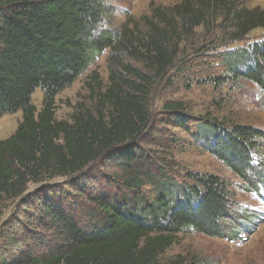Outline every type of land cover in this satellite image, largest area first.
Instances as JSON below:
<instances>
[{
	"label": "trees",
	"instance_id": "16d2710c",
	"mask_svg": "<svg viewBox=\"0 0 264 264\" xmlns=\"http://www.w3.org/2000/svg\"><path fill=\"white\" fill-rule=\"evenodd\" d=\"M113 14L106 0H0V118L22 112L0 140V264H217L164 257L184 232L228 238L237 203L223 176L176 169L180 138L153 137L149 96L155 78L182 71L184 47L201 31L222 49L223 73L207 81L264 90V39L249 42L264 28V7L151 2L149 13L109 32ZM108 51L107 85L97 71L88 79L94 107L58 120L57 96ZM164 113L247 183L254 163L264 166L263 129L192 117L182 101L167 102ZM257 179L262 197L264 175Z\"/></svg>",
	"mask_w": 264,
	"mask_h": 264
},
{
	"label": "rangeland",
	"instance_id": "374dc122",
	"mask_svg": "<svg viewBox=\"0 0 264 264\" xmlns=\"http://www.w3.org/2000/svg\"><path fill=\"white\" fill-rule=\"evenodd\" d=\"M114 14L107 23L109 32L119 29L128 17H140L150 12V3L171 5L180 0H106ZM247 6L264 7V0H243ZM186 43L181 56L179 70L171 71L163 80L155 78L149 96V106L154 127V138L164 141L165 137L180 138L173 151L178 171L216 173L231 184L237 205L233 208L235 219L232 221L228 238H213L202 233L190 231L178 235L175 245L164 255L169 258L182 255L186 258L198 257L214 260L217 264H264V205L256 190L258 177L264 175V166L254 163L252 182L247 183L237 177L211 152L199 145L184 132L165 123L164 104L182 101L192 117L211 114L220 119L234 120L252 124L264 130V90L252 83H241L238 87H220L207 81L212 75L223 73L219 66L222 49H217V35L205 37L204 33ZM204 35V36H202ZM264 39V28L250 34V41ZM214 42V43H213ZM213 43V44H212ZM204 46L210 48L206 51ZM108 52L96 59L88 71L82 74L70 87L62 91L55 104L58 120H70L81 107L92 109L95 105L94 90L88 84L93 71H97L102 85H107L109 76ZM126 62L140 68L133 60ZM43 93L36 90L32 99L41 107ZM22 119V112L5 114L0 118V140L12 135ZM198 119H195V121ZM191 139V140H190ZM264 157V152L262 153ZM260 172L261 174H259ZM8 203V202H7ZM14 211V206L6 208L5 220ZM1 239V238H0ZM1 242V241H0ZM1 246V245H0Z\"/></svg>",
	"mask_w": 264,
	"mask_h": 264
}]
</instances>
